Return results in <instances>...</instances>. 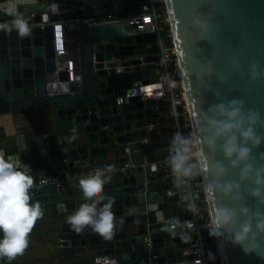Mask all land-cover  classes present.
Masks as SVG:
<instances>
[{
	"label": "water",
	"instance_id": "water-1",
	"mask_svg": "<svg viewBox=\"0 0 264 264\" xmlns=\"http://www.w3.org/2000/svg\"><path fill=\"white\" fill-rule=\"evenodd\" d=\"M144 2L18 0L17 11L28 20L29 34L21 37L15 28H0V111L14 100L46 96L55 113L54 128L40 134L36 143L41 167L65 178L59 185L47 183L33 190L31 202L54 204L58 241L77 254L97 249L115 258L111 264H138L148 258L164 264L181 257L175 247L189 238L188 233L171 237L166 226L167 219L187 210L185 203L183 209L178 207L179 196L165 193L174 184L170 169L140 164L143 157L165 153H157L156 148L172 141L168 138L170 118L161 113L160 100L142 101L134 96L125 97L121 104L113 100L134 81L148 79L157 58L151 50L154 34L149 28L135 30L124 20ZM164 3L193 136L202 137L203 117L219 102L242 99L245 111H259L264 118V0ZM3 15L0 24L10 25L13 17ZM62 20H68V26L61 30L59 25L47 27L49 22ZM61 48L63 52H56ZM254 63L260 64L262 73L256 81L251 80ZM28 88L31 94L26 93ZM258 131L264 134V127ZM126 146L134 165L105 177L102 193L101 206L112 201L115 227L111 239L91 226L74 231L66 217L86 202L79 180L90 175V166L103 161L120 166L128 158ZM204 151L209 162L219 160L228 168L222 182L240 184L242 203L253 212L264 211V205L250 195L251 183L240 179L239 169L231 167L219 147L214 153ZM262 153L264 144L253 151L259 165H264ZM201 178L204 189L214 179ZM205 194L211 218L218 207L240 206L222 193ZM260 243L264 246V237ZM213 248L211 244L205 247L208 253ZM215 248L220 264H264V257L246 254L240 245L231 243L227 233L215 236Z\"/></svg>",
	"mask_w": 264,
	"mask_h": 264
},
{
	"label": "clouds",
	"instance_id": "clouds-1",
	"mask_svg": "<svg viewBox=\"0 0 264 264\" xmlns=\"http://www.w3.org/2000/svg\"><path fill=\"white\" fill-rule=\"evenodd\" d=\"M16 2L9 0L6 7L0 6L7 15L13 17L10 25L0 24V28H15L24 37L29 34L30 27L24 15L17 11ZM232 63L236 64V61ZM259 68V63L252 65V81L261 78ZM142 91L147 92L146 89ZM261 127H264L261 113L253 109L245 111L242 99L211 105L202 120V137L185 135L180 131L175 133L167 164L178 189L188 187L189 181L196 176L214 177L205 185V191L222 193L240 206L238 209L218 207L211 218V235L223 237L227 233L231 243L240 245L246 254L254 253L264 257V246L260 243L261 237H264V211L253 212L245 206L242 203L245 198L239 195L240 184L235 180L222 182L228 175V168L219 160L209 162L204 151L207 148L214 153L219 147L231 167L239 169L240 179L251 183L250 195L264 205V165H259L253 155L254 149L264 144V134L258 131ZM261 158L264 159V153ZM108 171H111V166ZM30 173V167L22 165L18 158H6L0 153V258L8 261L24 254L32 230L43 217L41 205L31 202L30 190L34 179ZM104 185L105 171H97L79 180L86 202L66 217L74 231L79 233L91 226L96 233L111 239L115 217L111 200L101 206ZM182 198L188 202L187 207L191 211L197 210L191 192ZM159 218H163L162 213ZM173 227L175 225L168 230L172 231Z\"/></svg>",
	"mask_w": 264,
	"mask_h": 264
},
{
	"label": "built area",
	"instance_id": "built-area-1",
	"mask_svg": "<svg viewBox=\"0 0 264 264\" xmlns=\"http://www.w3.org/2000/svg\"><path fill=\"white\" fill-rule=\"evenodd\" d=\"M129 25H134L135 30H149L154 34V45L156 46L157 58L154 61V67L157 68L158 74L154 77L148 75V79L144 81L136 80L123 94H117L114 97L116 104H121L125 97H136L142 101L160 100L159 107L162 109L166 117L170 118L171 131L170 136L173 137L177 131L185 135H192V128L187 110L177 55L172 39V33L169 27V19L166 11L164 0H145L138 9L124 18ZM45 24V23H44ZM44 24L41 25L44 27ZM51 25L68 26V20L52 21ZM164 33V38L161 34ZM63 49H56V52L61 53ZM151 70V69H150ZM151 88V94L142 91V89ZM125 152L128 158L120 165L111 167L90 166L87 169L88 174H95L97 171H105V177H108L115 169L129 167L134 165V160L130 156V149L126 146ZM170 149L163 155L146 159L143 157L140 164L145 166L152 164L156 169H170L169 174H172L171 168L167 164ZM21 161V156L17 153V157ZM65 177H59L57 174L40 173L34 179V185L30 193L36 188L51 183L59 185ZM174 178V176H173ZM175 179V178H174ZM187 192L192 193L193 201L196 205V211H191L188 207L185 212H179L166 220V226L169 229L172 225V231L169 235L175 236L177 233L187 234L189 238L186 242V251L179 258L167 261L164 264H220L218 252L215 248V236L211 235V217L207 197L205 194L204 184L201 176H196L189 181L188 187L177 188L175 184L170 185L165 193L168 196H179L187 206V201L182 197ZM211 244L214 248L212 253H208L205 247ZM93 261L98 264L115 263V258L106 253H98L93 256ZM155 261L150 258L138 262V264H153Z\"/></svg>",
	"mask_w": 264,
	"mask_h": 264
},
{
	"label": "crops",
	"instance_id": "crops-1",
	"mask_svg": "<svg viewBox=\"0 0 264 264\" xmlns=\"http://www.w3.org/2000/svg\"><path fill=\"white\" fill-rule=\"evenodd\" d=\"M8 2L9 0H0V6L6 7ZM4 13L5 11L0 7L1 19ZM151 50L156 51L154 43ZM158 71L157 68H151L149 76H156ZM32 92L31 88L26 90L27 94ZM54 119L52 102L46 96L25 97L10 102L7 110L0 111V153H3L6 158H16L18 153L21 156V164L30 167L32 176L52 172V169L47 170L41 167L42 158L36 142L40 134H47L54 128ZM168 138L172 140L173 137L168 136ZM170 145L171 143L160 145L156 148V152H166L170 149ZM109 164L107 161H103V163L93 166L108 167ZM39 204L43 211V217L37 221L29 236L27 250L23 255L11 261L0 258V264H98L93 261V256L99 253L97 249H89L85 254H77L69 245L66 246L63 241H58L59 232L55 226L57 210L54 208V204L43 201ZM178 207L180 209L184 207V201L181 198ZM0 237H2V233H0ZM175 250L184 254L186 251L185 240H181Z\"/></svg>",
	"mask_w": 264,
	"mask_h": 264
},
{
	"label": "snow or ice",
	"instance_id": "snow-or-ice-1",
	"mask_svg": "<svg viewBox=\"0 0 264 264\" xmlns=\"http://www.w3.org/2000/svg\"><path fill=\"white\" fill-rule=\"evenodd\" d=\"M146 91H147L149 94H151L152 89H151V88H148V89H146Z\"/></svg>",
	"mask_w": 264,
	"mask_h": 264
}]
</instances>
